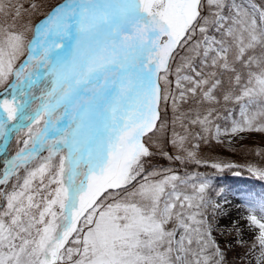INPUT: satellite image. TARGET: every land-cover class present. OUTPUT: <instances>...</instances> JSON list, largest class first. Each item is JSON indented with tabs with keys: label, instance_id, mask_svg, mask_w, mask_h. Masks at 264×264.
<instances>
[{
	"label": "snow or ice",
	"instance_id": "obj_1",
	"mask_svg": "<svg viewBox=\"0 0 264 264\" xmlns=\"http://www.w3.org/2000/svg\"><path fill=\"white\" fill-rule=\"evenodd\" d=\"M45 7L46 0H0V264H225L208 216L220 210L208 195L211 180L147 171L149 141L166 129L162 104L170 101L175 114L195 102L175 116L184 134L173 131L169 143L182 153L175 159L196 160L186 147L195 138L189 125L210 133L225 75L223 100L239 104L240 119L230 129L216 125L215 135L264 132V6ZM249 171L264 179V169ZM247 220L259 230L261 264L264 202Z\"/></svg>",
	"mask_w": 264,
	"mask_h": 264
},
{
	"label": "rangeland",
	"instance_id": "obj_2",
	"mask_svg": "<svg viewBox=\"0 0 264 264\" xmlns=\"http://www.w3.org/2000/svg\"><path fill=\"white\" fill-rule=\"evenodd\" d=\"M56 1L58 0H46V5L43 11H46L49 7H51ZM243 2H247V0H236V3L240 4ZM227 4H231L232 0L226 1ZM39 17L34 18L38 19ZM176 64V60L172 63L171 72H175L174 65ZM169 79L172 81L171 88H175V75L170 74ZM2 91V89H0ZM195 102L181 105L178 111L174 114L171 102L167 105H161V114L162 120L166 123V129L163 133H157L155 136L151 137L149 143L152 145V150L154 152L153 158L150 161L151 167L147 169V171H152L156 169L161 171L164 174H171L175 172L181 177H187L184 172L179 173L178 171L171 169V164L175 166H179L180 163H183L182 160H177L175 157L180 154L176 148L172 146L169 141L172 138L173 131L184 134V130L180 127L179 122L174 126L173 120L175 116L180 115V113H187L189 109L195 108ZM258 110V109H253ZM231 115L223 116V122L218 124L220 128L223 129H230L232 127V119H240V106L238 105L237 112L230 111ZM215 127L213 126V139L218 142L222 143L227 148H234L242 144L244 141L255 142L258 147H264V132L260 131H246L243 133H238L235 135H215ZM193 130V128H192ZM195 137V135H192ZM196 138V137H195ZM191 139L186 142V147L188 150H196L193 147L194 140L191 142ZM188 143V144H187ZM166 152L168 156L163 155L162 153ZM160 156V162L157 161V158ZM172 157V159H169ZM189 162V161H188ZM213 160H207L206 164L212 165ZM214 162H216L214 160ZM167 170V171H165ZM185 171V170H184ZM196 176V173H194ZM199 178H208L211 181L213 177L210 174H199L192 180V183L198 184L200 181ZM162 176L156 177V179H161ZM189 194H191V188L187 189ZM220 192L221 194L218 196L217 193ZM209 197L212 201L220 205V210L218 213H213L211 210L208 212V216L210 221L212 222L215 231L213 233L217 243L221 246L222 250L224 251L227 248L235 249L239 245L241 247L240 250H236L235 257L239 258L238 264H257V258L260 252V245L256 241V236L258 235V229L249 226V221L247 217L250 215V207L252 205H259L261 202H264V193L263 195H255L253 191L245 190L239 191L235 189H229L227 187H222L220 189H216V191H209ZM3 203V202H2ZM0 201V204H2ZM260 218V213L257 211L254 213ZM239 229V232H237ZM255 244V247L253 245ZM264 264V261L261 262Z\"/></svg>",
	"mask_w": 264,
	"mask_h": 264
},
{
	"label": "trees",
	"instance_id": "obj_3",
	"mask_svg": "<svg viewBox=\"0 0 264 264\" xmlns=\"http://www.w3.org/2000/svg\"><path fill=\"white\" fill-rule=\"evenodd\" d=\"M251 2L260 6H264V0H251ZM254 54L259 55L260 50L257 49ZM183 55H185V52L181 50L176 57V64L174 65V68H176V66L180 63V57ZM223 79L225 81L224 90H227L229 85V78L227 75H225ZM224 90H220V92L218 93L219 103L211 106L215 109V113H217L218 116L211 125L210 133H203L202 129L198 125H189L190 133L192 135H195L196 137L194 139H191V142L194 140V144L198 145V147H195L196 150H191L190 148V151H194L196 153V160H199L200 163H196V160L185 159L182 160L184 162L180 163L179 166L171 164V169L178 171L179 173L184 172L183 175L191 177L192 180H194L195 177L199 174H210V176L213 177V180L211 181L213 185L212 189L210 190L211 193H213V191H216V189L227 187L229 189L232 188L239 191L250 190L253 191V194L255 195H263L264 179L250 172L249 166L258 169H264V147H258V145L254 141H244L242 142V144L235 146L234 148H227L222 143L220 144L213 139V126H216L223 122V116L229 115L231 110L233 112H237V108L239 105L234 101L228 103L224 102ZM207 107L208 105H205L199 110L201 112H204L206 111ZM197 133H200L203 137H207L206 140L201 138V136H197ZM12 147L14 150V142ZM179 155H182V153H180ZM159 160L160 156L157 158L158 162H160ZM207 160H213L212 165L220 163L232 165V167L225 168L223 171H219L213 168L212 165L206 164ZM214 160L216 162H214ZM194 173H196V176L194 175ZM237 249L240 250L241 247L238 245L235 249L227 248L224 250L225 264H238L239 258L235 257V252Z\"/></svg>",
	"mask_w": 264,
	"mask_h": 264
}]
</instances>
